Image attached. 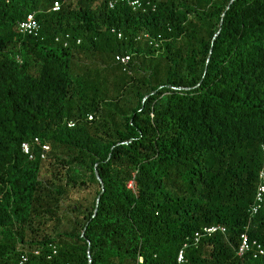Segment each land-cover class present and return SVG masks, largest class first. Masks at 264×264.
I'll list each match as a JSON object with an SVG mask.
<instances>
[{
	"label": "trees",
	"instance_id": "16d2710c",
	"mask_svg": "<svg viewBox=\"0 0 264 264\" xmlns=\"http://www.w3.org/2000/svg\"><path fill=\"white\" fill-rule=\"evenodd\" d=\"M129 1L0 0V264H264V0Z\"/></svg>",
	"mask_w": 264,
	"mask_h": 264
},
{
	"label": "built area",
	"instance_id": "2783aa9c",
	"mask_svg": "<svg viewBox=\"0 0 264 264\" xmlns=\"http://www.w3.org/2000/svg\"><path fill=\"white\" fill-rule=\"evenodd\" d=\"M129 3L135 8H144L145 2L142 0H130ZM113 2L111 3V6L113 7ZM145 6H151L150 2H146ZM61 8V3L57 1L54 5L53 10L58 11ZM146 8H144L145 10ZM41 29V25L36 19V16L34 14L30 15L26 20L22 21L19 23V30L23 34H29V35H36L39 33ZM121 37V35H120ZM67 45V43H66ZM130 56H118L117 61L120 63L124 64L126 67H129L130 65ZM90 119H92V116H90ZM70 126H74L73 122H69ZM34 143L39 145L42 148V158H46L48 153L50 152V146L47 143H42L39 138H36L34 140ZM22 150L24 153L29 154L31 158L34 157V154L32 153V144L30 142H24L22 144ZM133 183H130L129 186L132 187ZM264 203V147H263V164L261 167V170L259 172V184L257 188V193L255 197V202L250 208V212L252 215H256L257 213L260 212L262 209ZM217 232H226V228L222 225H213L209 227H205L203 231L196 233L195 235V240L196 242H199L202 236L204 235H212ZM256 247L257 249V254L259 255H264V249L262 246L257 242V241H251L248 233H243L241 236V243L238 249V254L240 256L244 255L248 251L251 250L252 247ZM186 247L187 245L184 246L183 249L180 250L178 257H177V263L178 264H187V258H186ZM57 253V249L54 248L53 254ZM36 255L39 254L38 251L35 252ZM30 261V257L28 253H23L20 257L19 264H28Z\"/></svg>",
	"mask_w": 264,
	"mask_h": 264
},
{
	"label": "water",
	"instance_id": "95a60500",
	"mask_svg": "<svg viewBox=\"0 0 264 264\" xmlns=\"http://www.w3.org/2000/svg\"><path fill=\"white\" fill-rule=\"evenodd\" d=\"M100 198H101V197H99L98 202L100 201Z\"/></svg>",
	"mask_w": 264,
	"mask_h": 264
}]
</instances>
